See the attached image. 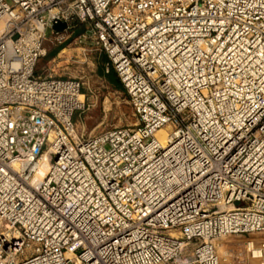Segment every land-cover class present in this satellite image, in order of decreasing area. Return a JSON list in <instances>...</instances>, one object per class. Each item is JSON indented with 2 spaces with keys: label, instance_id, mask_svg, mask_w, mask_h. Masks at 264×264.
<instances>
[{
  "label": "built area",
  "instance_id": "obj_1",
  "mask_svg": "<svg viewBox=\"0 0 264 264\" xmlns=\"http://www.w3.org/2000/svg\"><path fill=\"white\" fill-rule=\"evenodd\" d=\"M74 21L133 127L85 135L81 82L36 73ZM258 232L264 0H0V264H220L215 239Z\"/></svg>",
  "mask_w": 264,
  "mask_h": 264
},
{
  "label": "rangeland",
  "instance_id": "obj_2",
  "mask_svg": "<svg viewBox=\"0 0 264 264\" xmlns=\"http://www.w3.org/2000/svg\"><path fill=\"white\" fill-rule=\"evenodd\" d=\"M85 30V24L79 32L70 34L53 35L48 30L36 73L41 76H69L81 82L84 107L74 114L73 121L85 135L108 128L133 127L137 120L129 99L108 64L106 54L84 34ZM166 134V131H161L158 138L164 140ZM248 241L259 248V243L264 241V232L231 234L215 239L219 263L259 264L260 257L251 258V250L246 246Z\"/></svg>",
  "mask_w": 264,
  "mask_h": 264
},
{
  "label": "bare ground",
  "instance_id": "obj_3",
  "mask_svg": "<svg viewBox=\"0 0 264 264\" xmlns=\"http://www.w3.org/2000/svg\"><path fill=\"white\" fill-rule=\"evenodd\" d=\"M80 97H82V95ZM167 129H169V128H167ZM161 131H166V130L165 129H161V130L157 131L155 133L157 138H158L159 132H161ZM159 141L161 143L164 142V140H161V139H159ZM35 152H36V148L31 149L24 156V158L27 159V160L31 159L34 156ZM18 159H19L18 157H14L12 159V161L14 162V161H16ZM47 168H48L47 157L46 156H42L41 159H39V162H38V166H37L36 173H35V179L36 180L40 179L44 175V173L46 172ZM246 246H247V248L249 250H251V258L262 256L261 251L259 250V248L253 247L251 241L246 242Z\"/></svg>",
  "mask_w": 264,
  "mask_h": 264
},
{
  "label": "water",
  "instance_id": "obj_4",
  "mask_svg": "<svg viewBox=\"0 0 264 264\" xmlns=\"http://www.w3.org/2000/svg\"><path fill=\"white\" fill-rule=\"evenodd\" d=\"M66 27H67L66 22L58 21V20L53 21L51 25V29L55 31H63L64 29H66Z\"/></svg>",
  "mask_w": 264,
  "mask_h": 264
},
{
  "label": "trees",
  "instance_id": "obj_5",
  "mask_svg": "<svg viewBox=\"0 0 264 264\" xmlns=\"http://www.w3.org/2000/svg\"><path fill=\"white\" fill-rule=\"evenodd\" d=\"M82 24L83 23H80V22H78V21H74V22H72V25H71V29H72V31L73 32H79L81 29H82ZM57 50V49H56ZM55 50V51H56ZM121 85V84H120ZM122 87V86H121Z\"/></svg>",
  "mask_w": 264,
  "mask_h": 264
}]
</instances>
